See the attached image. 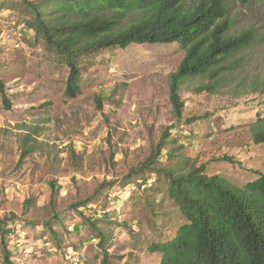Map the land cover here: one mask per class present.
<instances>
[{
  "label": "rangeland",
  "instance_id": "1",
  "mask_svg": "<svg viewBox=\"0 0 264 264\" xmlns=\"http://www.w3.org/2000/svg\"><path fill=\"white\" fill-rule=\"evenodd\" d=\"M226 1L229 31L254 28L260 39L226 59L233 68L212 89L197 91L207 74L185 78L178 118L169 96L184 55L177 43L92 54L82 62L80 93L69 98L66 61L34 39L25 1L0 0V33L20 43L0 39V220L13 229L6 242L15 264H157L150 244L184 221L166 180L144 165L162 138L155 165L204 164L238 185L264 171V143L250 132L264 114V0Z\"/></svg>",
  "mask_w": 264,
  "mask_h": 264
},
{
  "label": "trees",
  "instance_id": "2",
  "mask_svg": "<svg viewBox=\"0 0 264 264\" xmlns=\"http://www.w3.org/2000/svg\"><path fill=\"white\" fill-rule=\"evenodd\" d=\"M24 1L34 39L66 61L69 72L64 92L69 98L80 93L82 62L92 54L132 43H177L184 55L170 74L169 96L178 118L183 109L180 85L185 78L207 74L210 83L197 91L212 89L211 82L233 68V63L225 64L226 59L260 39L254 28L229 31L233 20L226 0H199L188 6L185 0ZM260 92L264 93V85ZM250 132L255 144L264 143V114L256 116ZM163 143L162 138L149 167L144 165L166 180L168 198L184 221L171 236L150 244L159 255L157 264H264V171H256L244 185L207 174L204 164L175 171L155 165ZM28 152L23 150L19 162ZM106 184L112 187V181ZM4 226L1 219L3 264H15L6 242L13 229ZM97 234L103 239V233Z\"/></svg>",
  "mask_w": 264,
  "mask_h": 264
},
{
  "label": "built area",
  "instance_id": "3",
  "mask_svg": "<svg viewBox=\"0 0 264 264\" xmlns=\"http://www.w3.org/2000/svg\"><path fill=\"white\" fill-rule=\"evenodd\" d=\"M0 39L4 43H10V46L13 47V48H16V47L20 46L19 40L11 39L9 34L0 33ZM1 120H2V115L0 113V126H2L1 125Z\"/></svg>",
  "mask_w": 264,
  "mask_h": 264
}]
</instances>
